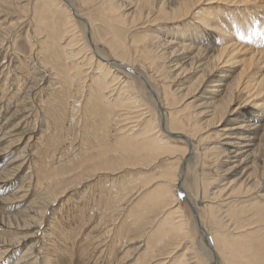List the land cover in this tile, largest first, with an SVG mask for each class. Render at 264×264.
Returning a JSON list of instances; mask_svg holds the SVG:
<instances>
[{
	"label": "bare ground",
	"instance_id": "1",
	"mask_svg": "<svg viewBox=\"0 0 264 264\" xmlns=\"http://www.w3.org/2000/svg\"><path fill=\"white\" fill-rule=\"evenodd\" d=\"M72 1L60 0L64 6V9L59 8L60 11L64 10L67 13L63 18V32L60 30L62 26L60 29L57 28L56 22L53 27L52 20L57 9L49 10L47 4L43 5L45 7L37 8L36 4L41 0H0V33L6 30L3 29L7 26L6 23L10 22L9 29L18 23L16 14L23 11L28 14L30 10L32 16H36V19H30L31 21H36L40 27H52L42 30L46 32L51 29V35L55 32L51 46L48 44L49 51L50 49L52 51L50 53L55 56V64L50 58L49 60L53 68L55 65L58 66H56L57 70L55 68V77L62 78L66 83V90L67 88L69 90V84L74 83L70 76L73 74L71 73L73 68L77 71L74 75H79L82 80L87 76H80V73L85 72L84 65L92 64L93 73L91 75L88 72L91 76L87 77L91 85L89 84V87L88 82L84 85L85 87L88 85L87 91L88 89L90 91H88L90 103L85 111L90 113L89 117L93 114V123L99 128L97 129L105 134L108 132L110 116L117 108L134 109L133 118L138 119L137 123L141 122L137 126L140 127L137 131L132 128L135 130H131V136H128V133L125 135L122 133L121 136L119 133L121 137L119 135L118 138L116 137L115 144L123 154L139 155V161H144L142 159L145 157L166 158L165 154L168 158L171 156L174 158L179 150H182L181 161L185 159L187 153H196L197 157L212 155L217 170L213 175L205 176L202 168L200 175L201 177L204 175V178L201 179V197H194L189 191V184H184L186 168L183 171L180 166L179 170L174 172L173 165L168 166L170 171L168 167L158 169L162 172V175L159 173L161 176L174 175V184L163 181L146 196L153 202L157 197H162L161 200L167 197L169 200L170 197L172 201L168 202H173L176 201V196H182L188 200L192 214H195L198 222V224L195 222L194 226L197 233L196 240L188 242L190 244L187 246L189 249H199L200 252L197 250V253H192L193 256L186 257V263L183 258L177 257L178 259L172 261V264H206L207 260L212 264H264V13L261 14L262 11L259 10L260 8L264 10V0H221L229 5L231 9L229 13L222 12L220 7L215 11L206 7L202 11L199 8L203 3L209 5L217 0H78L82 6L81 10H85L83 14ZM50 3L52 8L54 0ZM70 21L71 30L67 27ZM96 22H100L102 26L100 29L102 35L97 32ZM75 25L80 29V37L79 35L77 37L82 40V47L77 48L72 56L75 57L82 51L87 55L85 60L77 61L70 67L71 65H63V57L67 59L65 48L72 47V42L75 40L76 35L74 37L75 33H73ZM67 33L73 36H69L70 39L63 43L62 36L65 39ZM3 38L1 33L0 44ZM101 43L108 46L110 54L104 48L101 49L102 46H99ZM44 63L46 65V62ZM193 64L195 69L191 71ZM187 66L190 70H187ZM83 82L85 83V79ZM115 84L119 91L116 95L113 93ZM81 86L80 88L84 89ZM61 89H58L59 93L64 92L65 88ZM142 89L145 97L140 94ZM72 91L74 92L73 89ZM68 92L64 97L62 95L61 103L66 106L72 97ZM142 106L145 110L138 109ZM121 111L119 116L122 115ZM139 119L143 120L139 121ZM211 128L215 130L210 132ZM94 133L93 130L92 134ZM179 139L185 141L182 147L177 142ZM7 142V136L1 134L0 200L4 198L10 201L17 197L19 200H24L27 198V192L15 197L14 194L21 193L20 188L13 193L8 190L15 183L14 176L21 171L22 164L21 162L17 164L16 158L7 160L6 154L9 149ZM103 143L105 144V141ZM103 147L100 149L104 150L106 144ZM114 148L116 150V147ZM141 153H145L143 157ZM204 159H200L203 166L207 161ZM141 174L144 175L142 172ZM137 175L140 177L139 173ZM9 195L12 197L8 198ZM30 201L31 206L26 210H15L13 215H8V219H5L10 225L11 218H19L17 219L19 221L15 219V223L22 222L33 231L29 233L30 235L26 232L27 235L14 238L0 236V261L5 255L10 257L12 252L10 245L20 244L22 240L34 237L41 229V218L46 214L47 207L42 209L45 206H38L34 198ZM175 205L176 207H173L175 210H171L172 212L168 214L163 213L168 216L162 218L158 228L156 227L160 235L170 231L187 233L183 227V220H174V217L169 216L171 213L180 212L179 205ZM202 211L204 218L201 215ZM1 218L3 215H0ZM3 224L5 223L0 220V229ZM23 224L22 227H25ZM34 244L31 242L22 253L14 256L13 264H22L29 259ZM31 257H35L34 253ZM182 257H185V254L184 256L182 254ZM6 263L7 261H4L1 264Z\"/></svg>",
	"mask_w": 264,
	"mask_h": 264
},
{
	"label": "rangeland",
	"instance_id": "2",
	"mask_svg": "<svg viewBox=\"0 0 264 264\" xmlns=\"http://www.w3.org/2000/svg\"><path fill=\"white\" fill-rule=\"evenodd\" d=\"M50 1L41 0L43 3L38 2L36 7L41 8V6H46L47 4V8L49 5V10L57 9L55 10L52 20L53 27L56 22L57 28L59 27L60 29L62 26L60 30L63 31V18L67 13L64 10L60 11V9H64V6L60 3V0H54L52 9L50 8L52 6ZM72 2L82 14L85 12V10H81L82 6L78 0H73ZM32 4L33 3H31V5ZM205 7L206 9L211 8L210 10L214 11L220 7L221 11L225 13H229L231 10L229 5L221 0H217V2L209 5L203 3L199 8L203 11ZM259 10L262 11L261 14L264 13L263 9L261 10L260 8ZM31 11L32 10H30L28 14H26V11L16 14L15 17H18L20 21L17 19L16 22L18 23L12 25L10 29L8 28L10 22L6 23L7 26L3 28L6 30L1 32L4 38L2 39L3 42H1L2 46L0 44V135L4 133L7 136V146H9V149L7 148L8 153L6 154L7 160L16 158L17 164L20 162L22 164L21 171L14 176L15 183L8 190H11L10 193H13L14 191L17 192V189L20 188L21 193L14 194L13 196L15 197L25 192H27L28 195L24 200H19L18 197L10 201L1 198L0 215H3V218L0 220L5 224L1 226L0 236L3 238H14L20 237L26 232L29 234L33 231L22 222H18L19 225L15 223V219L17 220L19 218H11L9 220V222H11L10 225L6 223L8 219L7 216L13 215L15 210H26L27 207L31 206V198H34V200L38 202V206H45L42 209H46L47 207V212L41 218L42 226L38 233H35V236L28 240H22L20 244L10 245L12 248V252L9 255L10 257L8 258L6 255L2 257L0 264L4 263V261H7L6 264H13L14 258L22 253L31 242L35 243V247L33 249L34 251L31 250L32 254L30 255L33 256L34 253L35 257L32 258L28 255L30 261L27 259V262L25 261L22 264H28L29 262V264H172V261L178 259L177 257L183 258L185 261L189 256H193V252L197 253V250L200 252L199 249H189L187 246L190 244H188V242L192 240L195 242L197 234L196 227H194L196 225V220L192 214V208L190 204H188V200L178 195L176 196L177 203L174 200L173 202H168L169 200L172 201L170 197L169 200L167 199L168 197L162 200V197H157L156 199L154 198L155 200L152 199L154 202L151 200L150 202L146 196L150 195L149 193L152 189L160 183H163V181L164 183L167 182L170 184L171 182L172 184L173 182L174 184V175L173 177L161 176L162 172L158 169L173 165L174 169L172 170H174V172H177L180 166L183 168V171L186 168L184 184H189V191H191L190 193L193 194L194 197H201V179L204 178V175H213L217 170L216 165L213 163L212 155L207 157L200 155L197 157L196 153H187L183 161H188L183 162L180 160L182 150H179V152H177L178 154L175 153L174 158L172 156L168 158L165 154L166 158H164L163 155V157L159 159L145 157L142 159L144 161H139V155L135 156L133 154H126L125 152V154H123V151L115 144L117 141L116 137L118 138L119 133L121 136L127 133L128 136H131L133 130L136 129L137 131L140 128L137 126H139L141 122L137 123L138 119L136 120L133 118L135 115L133 112L134 109H114L108 122L110 123L108 124V132L105 134L102 130L99 131V128L93 123V114L89 117L90 113L85 111V108H87L90 103V100H88L90 91L88 89V92L87 88L89 84L91 85V81L87 77H90L93 73L91 68L92 64L84 65L85 68H88L85 69L83 67L85 72L83 71L84 74L80 73V76L87 75L84 78L85 83L83 82L84 79L82 78L81 80L79 75H74V72L77 73V71L73 68V72L71 71L73 74L70 73L71 75H69L73 78L74 83L69 84L70 88L69 90L67 88L68 92L65 86L66 83L63 82L62 78L58 76L55 77V68L57 70L58 66L55 65V68H53L56 59L53 53H50L52 52L51 49L49 51L52 36L55 32L51 35V29L46 32L43 30L52 27H40L36 21H31L36 19V16H32ZM54 19L57 21H54ZM59 23H61V25ZM71 23L70 21L69 26L67 24L69 30L72 29ZM95 25L98 30L97 32L102 35L100 30L102 26L100 22H96ZM70 26L71 29L69 28ZM32 27L34 29H32ZM79 31L80 29L77 25H75V29L73 26V33H75L74 37L75 35L76 37L72 42V47L68 46L65 48V54L67 56V59L63 57V65L65 64V66L71 65L70 67H72L73 63L77 61L82 62L86 59L87 54L84 55L83 51L81 52L82 54L80 53L73 57V52H76L82 47V40L77 37L78 35L80 37ZM63 32H61V34ZM44 34L46 37H44ZM67 34L65 39L62 36L63 43L73 36V34ZM49 35L51 37H49ZM42 37L43 39L47 38L44 39V43L43 39H41ZM48 41L49 43H47ZM48 44H50V46ZM99 46H102L101 49L104 48L105 51L107 50L106 52L108 54L111 53L109 49H107V45H102L101 43ZM49 53L52 56H50ZM69 54L72 60L68 57ZM49 58L53 62L52 65ZM48 60L50 62H48ZM44 62H46V65ZM81 65L83 64L81 63ZM188 67L189 66H187V70H190V67ZM194 67L195 65L193 64V70L191 69V71H194ZM76 80H78V83L75 84ZM51 81H55V84ZM86 83L88 84L87 87L84 86ZM59 86L65 88L64 92H62L63 90L59 88ZM80 86L84 87V89L80 88ZM114 86L115 90L113 93L116 95L119 91L116 89L117 84ZM58 89H61L63 94L61 92L59 93L60 90ZM83 90H85V92ZM66 92L72 95L68 106L61 103L63 101L62 95L64 97ZM70 92L72 93L70 94ZM105 94L108 93L105 92ZM140 94L142 97H145L143 89ZM85 101L87 103L86 105ZM143 105L145 107L146 103L144 102ZM144 107L142 106L138 109H144ZM60 108L61 110H59ZM81 108L84 109L83 113H81ZM120 111L122 115L119 116ZM115 112L117 113L115 114ZM122 112H127L124 115L128 118H126ZM59 113H61V115ZM86 114L88 116H86ZM142 120L139 119V121ZM120 121H126L127 124L126 122L121 123ZM128 123L131 125L129 126ZM93 130L95 132L94 134H92ZM213 130H215V128H211L210 132ZM120 135L119 137H121ZM103 141H105L106 148H104L105 144ZM177 142L181 145L180 147L185 143L184 139H179ZM100 143L103 144L101 145ZM101 147H103L104 150H101ZM114 147L118 150L116 151ZM144 154L145 153H141L140 155L143 157ZM203 158H205V161L207 160L204 166L201 164L202 161L200 160H203ZM133 159L135 160L133 161ZM152 160L153 162H151ZM202 168H204V175L201 177L200 172ZM141 172L144 173V175L141 174ZM138 173L140 177L137 175ZM145 174L146 177H144ZM20 182H22V184ZM173 193H175L174 190ZM7 197L9 198L12 196L9 195ZM142 200L144 202H142ZM158 203L161 204L159 205ZM175 204L179 205L180 214L175 212L173 214L171 213L169 216H172V218L174 217V220H183V227L184 230L187 231V233H185L187 236L181 232H179V234L173 231H163L166 232V234L161 233L160 235L157 232V226H159V222L162 218L168 216L164 214H168L175 210ZM39 209H41V207ZM201 215H204L203 211ZM47 218L49 219V223ZM22 224L25 227H22ZM5 225H7V227H5ZM182 254L183 256L185 254V257H182ZM208 262L207 260L206 264H212Z\"/></svg>",
	"mask_w": 264,
	"mask_h": 264
},
{
	"label": "water",
	"instance_id": "3",
	"mask_svg": "<svg viewBox=\"0 0 264 264\" xmlns=\"http://www.w3.org/2000/svg\"><path fill=\"white\" fill-rule=\"evenodd\" d=\"M194 215V217H195V214H193ZM196 220V219H195ZM196 223L198 224V222H197V220H196Z\"/></svg>",
	"mask_w": 264,
	"mask_h": 264
}]
</instances>
